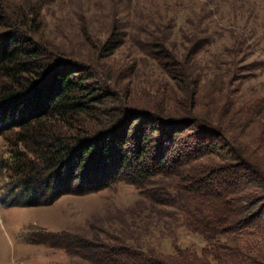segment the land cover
Returning a JSON list of instances; mask_svg holds the SVG:
<instances>
[{
    "label": "trees",
    "instance_id": "trees-1",
    "mask_svg": "<svg viewBox=\"0 0 264 264\" xmlns=\"http://www.w3.org/2000/svg\"><path fill=\"white\" fill-rule=\"evenodd\" d=\"M8 7L0 0V136L12 139L3 168L13 182L0 204L49 206L124 182L165 207V225L177 216L205 247H178L165 259L121 238L62 232L38 244L64 248L82 264H264V150L258 137L239 141L231 129L232 120L243 129L264 121L263 107L200 116L184 102L176 115L121 106L96 68L37 40V12L12 21ZM174 57L165 46L177 79L192 81Z\"/></svg>",
    "mask_w": 264,
    "mask_h": 264
},
{
    "label": "rangeland",
    "instance_id": "rangeland-1",
    "mask_svg": "<svg viewBox=\"0 0 264 264\" xmlns=\"http://www.w3.org/2000/svg\"><path fill=\"white\" fill-rule=\"evenodd\" d=\"M5 2L12 21L37 12L42 36L37 40L96 68L97 76L105 77L101 81L105 91L116 94L121 106L176 115L184 102L191 105L189 110L194 105L200 116L214 112L226 116L229 107L239 110L257 104L264 117V0ZM158 46L164 51L158 52ZM165 46L175 61L187 64L192 81L177 79V63L165 60ZM197 96L196 103L192 98ZM231 122L236 140L258 137L264 150V121L245 129L239 126L242 123ZM9 137L0 136V199L13 182L3 168L11 149ZM169 220L165 225V207H152L124 182L87 195H62L49 206L0 204V264H82L64 248L38 244L47 234L62 232L101 243L108 237L121 238L165 259L178 247L196 251L205 247L198 235L178 227L177 216Z\"/></svg>",
    "mask_w": 264,
    "mask_h": 264
},
{
    "label": "bare ground",
    "instance_id": "bare-ground-1",
    "mask_svg": "<svg viewBox=\"0 0 264 264\" xmlns=\"http://www.w3.org/2000/svg\"><path fill=\"white\" fill-rule=\"evenodd\" d=\"M10 169V168H9ZM12 169V168H11ZM18 183V182H17Z\"/></svg>",
    "mask_w": 264,
    "mask_h": 264
}]
</instances>
